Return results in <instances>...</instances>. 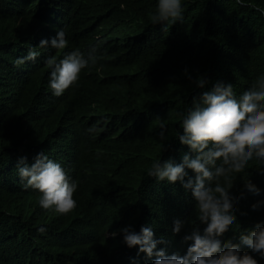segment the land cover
<instances>
[{
    "label": "clouds",
    "instance_id": "1",
    "mask_svg": "<svg viewBox=\"0 0 264 264\" xmlns=\"http://www.w3.org/2000/svg\"><path fill=\"white\" fill-rule=\"evenodd\" d=\"M0 1V85L8 86L15 119L8 147L0 136V168L38 243L9 264H264V151L257 149L264 133L252 119L262 113L264 69L256 77L243 57L228 92L212 93L208 105L223 114L235 104L230 114L249 143L232 148L230 127L204 122L210 116L193 108L175 123L172 142L154 134L160 127L152 117L137 116L126 130L138 139L129 144L135 163L106 179L120 155L105 144H122L129 89L141 87L132 61L141 45H130L139 36L131 9L138 0H115L106 42L73 13L90 0ZM142 96L135 113L156 98L154 90ZM24 127L38 128L42 143L33 144L35 132ZM150 138L161 154L153 169L139 167Z\"/></svg>",
    "mask_w": 264,
    "mask_h": 264
},
{
    "label": "trees",
    "instance_id": "2",
    "mask_svg": "<svg viewBox=\"0 0 264 264\" xmlns=\"http://www.w3.org/2000/svg\"><path fill=\"white\" fill-rule=\"evenodd\" d=\"M131 9L132 28L139 36L130 41V45L132 48L141 45L135 51L139 56L132 61L140 71L141 83L137 84L141 87L129 89V101L119 125L124 136L121 137L122 144H105L120 155V160H116L111 170L102 176L109 179L118 168L129 170L135 163L129 158V144L136 146L138 139L131 140L126 130L137 116L144 119L152 117L160 127L154 134L164 135L166 139L168 135L169 142H172L175 123L193 108L210 116L204 122L211 125L223 122L230 127L226 138L231 141L232 148L238 143H249L243 125L230 114L235 104L229 106L230 113L223 114H219L222 111L214 112L208 105L212 93L228 92L226 82L232 80L230 73L242 63L243 57H249L256 69V77L264 69V0H138L137 7L131 6ZM117 10L115 0H90L88 4L75 6L73 13L80 21L91 24L94 36L106 42L111 39ZM115 27L117 39L123 40L118 22ZM102 61L100 58L91 83L102 72ZM150 90H154L156 95V98L148 100L152 107L135 113L143 99L142 94L147 95ZM9 94L8 86L0 85V136L10 132L15 124ZM68 96L74 99V91ZM127 99L128 96L124 95V100ZM257 110L262 113H254L252 119L264 133V104ZM109 114L112 122L113 113ZM8 117L10 123H7ZM100 130L97 126L96 131ZM24 131L35 132L33 144L42 143L44 135L38 128L24 127ZM11 141L7 134L1 140L4 147H8ZM158 145V139H148L146 159L139 167L150 168L151 165L153 169V162L161 157L155 151ZM257 149H261V153L264 151L263 147ZM13 184L6 174V167L4 170L0 168V264L18 260L30 248L38 246L32 234V224L25 217L24 204L21 198L14 197L15 191L10 189ZM62 233L58 230V236Z\"/></svg>",
    "mask_w": 264,
    "mask_h": 264
}]
</instances>
